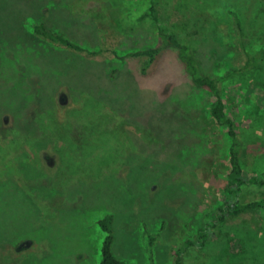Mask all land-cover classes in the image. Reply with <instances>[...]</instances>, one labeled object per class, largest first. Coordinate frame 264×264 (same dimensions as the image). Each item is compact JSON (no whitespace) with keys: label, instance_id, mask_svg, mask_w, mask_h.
Segmentation results:
<instances>
[{"label":"rangeland","instance_id":"374dc122","mask_svg":"<svg viewBox=\"0 0 264 264\" xmlns=\"http://www.w3.org/2000/svg\"><path fill=\"white\" fill-rule=\"evenodd\" d=\"M154 1L211 72L244 64L241 42L264 46V0ZM152 2L0 0V264H100L110 213L114 252L135 264H264V210L184 249L224 200L231 141L175 49L146 75L115 54L157 44ZM38 23L100 52L38 36ZM225 98L246 175H264V69L230 80Z\"/></svg>","mask_w":264,"mask_h":264},{"label":"trees","instance_id":"16d2710c","mask_svg":"<svg viewBox=\"0 0 264 264\" xmlns=\"http://www.w3.org/2000/svg\"><path fill=\"white\" fill-rule=\"evenodd\" d=\"M152 1L150 9L144 17L149 15L157 26V44L128 52L125 55H119L116 51L115 54L123 60L132 58L140 61L141 66L139 71L146 75L167 50L175 49L193 85L200 89H207L213 96L214 100L210 105V115L217 125L227 130L231 141L227 161L229 170L227 183L224 188V200L216 207L208 210L195 238L187 240L184 247L185 250L193 247L201 248L211 239L213 232L230 218L249 211L264 210V197L249 201L243 199L245 188L248 186L256 185L264 187V175H251L250 177L246 175L244 168L245 142L241 135V128H239L236 120L228 112L227 100L225 98V87L230 80L238 76L254 74L264 69V46L258 50H254L253 48H248L245 41L241 42L246 55L244 64L223 74L211 72L199 61L191 44L181 39L177 32L168 30L160 23L159 10L156 7L155 1ZM233 15L236 23L240 26L241 20L239 14L233 11ZM34 32L51 42L61 44L78 52H87L89 54L100 52L84 47L69 39L65 34L48 27L45 23L36 24ZM114 219V214L110 213L98 221L99 226L106 233L101 249L100 264H135L118 257L114 252ZM149 238L150 245L152 246L155 237L150 235ZM182 252H178L179 256ZM177 264H180V262Z\"/></svg>","mask_w":264,"mask_h":264}]
</instances>
